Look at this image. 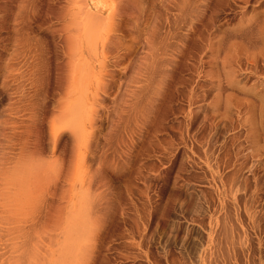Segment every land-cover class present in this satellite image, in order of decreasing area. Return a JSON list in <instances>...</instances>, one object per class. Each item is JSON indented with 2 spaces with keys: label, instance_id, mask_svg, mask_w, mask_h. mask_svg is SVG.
<instances>
[{
  "label": "rangeland",
  "instance_id": "rangeland-1",
  "mask_svg": "<svg viewBox=\"0 0 264 264\" xmlns=\"http://www.w3.org/2000/svg\"><path fill=\"white\" fill-rule=\"evenodd\" d=\"M0 264H264V0H0Z\"/></svg>",
  "mask_w": 264,
  "mask_h": 264
}]
</instances>
